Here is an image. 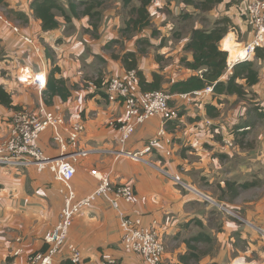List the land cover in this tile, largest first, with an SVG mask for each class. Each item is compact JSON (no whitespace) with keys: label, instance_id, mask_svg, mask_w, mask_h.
Wrapping results in <instances>:
<instances>
[{"label":"crops","instance_id":"obj_1","mask_svg":"<svg viewBox=\"0 0 264 264\" xmlns=\"http://www.w3.org/2000/svg\"><path fill=\"white\" fill-rule=\"evenodd\" d=\"M31 1H4L11 10L26 14V19H15L26 22L21 29L36 38L38 46L34 48L0 24V46L9 58L0 61V85L12 95L14 105L27 109L32 115L39 114L41 105L62 114L66 120L62 127L66 136L71 124L85 122L79 148L87 155L75 163L72 180L78 196L92 193L101 177L107 174L115 184L131 185L136 193L134 202L121 201V209L144 217L146 221H157L162 227L164 257L168 264L181 263L180 257L188 250L185 240L200 231L212 233L215 241H220V249L204 253L199 264H264V235L257 229V226L264 229V194L259 201L246 199L243 205L237 202L244 192L262 184L264 130L256 140L247 142L246 138L243 147L227 144L234 137L231 132L235 126H243L241 130L250 132L254 107H264V60L256 55L251 59L259 70L260 80L247 87L248 94L243 98L238 95L214 98L212 91L185 99L180 93H174L172 104L179 106L182 113L179 120L166 123L171 143L160 142L157 149L146 156L147 162L136 161L121 151L141 150L163 122L160 117H151L136 128L125 144L119 143V126L126 111L122 104L108 99L106 80L110 75L125 76L127 70L121 60L106 52L104 46L111 39H118L121 15L116 10L122 8V1L116 0L117 6L104 12L98 38L86 31L91 27L88 16L75 18L72 23L60 17L59 28L44 31L41 20L30 8ZM149 10L152 28L136 33L122 53L138 50L137 39L148 38L151 45L146 53L139 55L138 67L148 82L157 74L164 89L193 74L180 60L183 56H192L184 47L194 28L212 27L215 20L228 17L232 26L220 43L225 50L227 46L223 41L227 36L237 45L236 49H244L254 37L247 19V0H222L208 10L196 8L184 0H153ZM198 13L200 18H196L192 26H186V22ZM153 29L158 31L155 36H152ZM54 62L61 68L56 76L64 78L71 91L67 100L59 95L51 96L49 92L44 97L46 86L40 89L35 83L21 80V69L29 67L34 73L46 72L48 81ZM228 63L232 65L236 61L228 59ZM240 82L245 83L244 80ZM134 88L141 91L138 82L134 83ZM207 104H215L220 114L208 116ZM16 111L0 104V144L9 137ZM52 134V129H48L41 140L49 156L61 153ZM167 151H172V155H167ZM227 181L256 182V185L237 196L229 198L226 195L220 200ZM62 188V182L48 169L40 171L33 165L0 166V264H26L29 253L45 249L44 235L55 226L64 205ZM214 206L222 213H215ZM220 206L236 212L243 210L244 219L228 214L232 220L227 219L231 220L227 222ZM213 215L221 219L217 233L205 224ZM198 220L202 226L197 224ZM194 227L196 233H193ZM70 244L81 250L83 260L80 264H146L142 255L123 248L118 210L104 197L96 199L85 215L75 216L68 240L54 264H72ZM17 250L21 252L16 254Z\"/></svg>","mask_w":264,"mask_h":264},{"label":"built area","instance_id":"obj_2","mask_svg":"<svg viewBox=\"0 0 264 264\" xmlns=\"http://www.w3.org/2000/svg\"><path fill=\"white\" fill-rule=\"evenodd\" d=\"M3 9L0 6V24L10 28L33 46L34 40L23 33L22 29L8 17ZM247 16L254 37L244 49L247 54L245 60H251L258 49H264V0H247ZM233 65H229V67L232 68ZM25 68L29 72H24ZM21 72L23 82L35 83L40 89L46 86V72L34 73L29 67H23ZM135 82H137L135 70H130L125 76H112L106 82V94L110 101L121 103L126 110L125 119L119 126L121 132L119 141L122 145L129 140L136 128L149 118L157 116L162 119L163 123L157 133L146 141L141 150L136 152L121 151L123 155L133 160L146 161V156L152 154L160 142L166 140L169 144L171 143V139L167 137L166 123L179 120L181 109L172 104L173 94L168 91H136ZM212 91V87H208L204 91L180 93V96L191 99L200 96L203 92ZM65 122L62 114L51 111L45 105H41L37 115H32L24 108L18 109L15 112L9 137L0 144V166L22 168L33 165L40 171L49 169L63 184L61 192L64 196V205L59 220L44 235L45 250L29 253L26 264H54L58 252L68 240L75 216L85 215L94 201L100 197H104L118 210L123 248L128 252L142 255L146 264H165L166 248L157 227V221L153 220L148 225L144 223L141 216H133L121 209V201L134 202L136 193L131 185L115 184L107 174L101 177L98 186L92 193L84 197L78 196L72 185V180L76 172L75 163L81 156L87 155L86 151L79 148V140L85 131V122L81 120L71 124L67 129V137L62 133ZM48 129H52L53 140L61 151L59 155H47L42 146V134ZM67 142L71 145L72 150L68 147ZM227 143L230 146L235 144L232 140ZM166 153L172 155V151ZM69 249L71 252L70 262L80 264L83 260L81 250L74 244H70ZM20 252L17 250L16 254Z\"/></svg>","mask_w":264,"mask_h":264},{"label":"trees","instance_id":"obj_3","mask_svg":"<svg viewBox=\"0 0 264 264\" xmlns=\"http://www.w3.org/2000/svg\"><path fill=\"white\" fill-rule=\"evenodd\" d=\"M4 1L5 0H0V5L3 4ZM107 1L108 0H32L30 8L34 16L41 20L42 29L44 31L59 28L61 25L60 17H63L66 23H72L75 18L88 16L90 18L91 27L86 29V31L98 38L103 11ZM121 1L122 8L126 10L123 20L124 24L120 28L122 35H131L136 32L141 33L144 29L152 26L149 7L153 0ZM220 1L222 0H184L185 3L193 4L196 8L202 10L212 9V7ZM16 15L21 19L27 18L26 14L20 11H16ZM231 26V20L228 17H223L215 20L212 27L194 28L184 47V50L191 52L192 56L191 58L183 56L180 60L186 68L193 71V74L188 78L171 83L167 89L161 87L160 79L158 80L156 78L157 74H154L155 79L152 82H148L143 72L138 67L139 54H144L148 50L144 45H151L149 39L141 37L137 40V51L128 50L120 55L113 54V57L122 61L127 72L130 70L136 71L137 82L141 88L140 92L165 90L171 94L192 93L212 87L214 98L220 95H238L240 98H243L248 94L247 87L259 82L260 75L253 60L237 62L230 69L228 63L229 52L222 49L220 43L227 35ZM157 33V30H153L152 36L157 35ZM231 41H233L231 37L227 36L223 43L225 45ZM118 42V39H113L106 44L104 48L109 49L113 43ZM255 55L257 58L264 60V51L261 52L258 49ZM60 72L61 68L54 62L48 74L46 89L43 91L44 97L47 95V92L51 93V96L59 95L63 100H67L71 96V91L67 86L66 80L56 76V74H60ZM228 72V77L223 79ZM97 80H100V78ZM241 80H244L245 83H241ZM96 83L99 87L100 84H98V81H96ZM45 100L49 102L47 98ZM0 104L16 110L20 109V106L14 105L12 95L3 85H0ZM206 111L207 115L210 117H216L220 114L215 104H207ZM254 111L257 117L264 121V107L257 105L254 107ZM241 128H243V126L237 125L231 133L234 134V143L243 147L246 134L249 131L246 129L241 130ZM254 185H256V182L227 181L225 189L219 196L220 200H223L226 195H228L229 198L237 196L241 191L249 189ZM197 223L200 226L203 225L199 220ZM214 241V237L206 231H200L187 238L185 242L188 250L180 257V264H190L192 261L199 263L201 254L199 253L198 245L202 243L212 244Z\"/></svg>","mask_w":264,"mask_h":264},{"label":"rangeland","instance_id":"obj_4","mask_svg":"<svg viewBox=\"0 0 264 264\" xmlns=\"http://www.w3.org/2000/svg\"><path fill=\"white\" fill-rule=\"evenodd\" d=\"M5 3V2H4ZM1 4L0 6H2L4 9V12L8 15V17L14 22V23H16L20 28H21V25H23V23H26V22H23L22 20H18V19H15V18H18L17 17V15H16V10L14 11V9L13 10H11V8L9 7V5L7 4V3H5V4ZM117 6V2H116V0H108L107 2H106V5H105V7H104V11L103 12H105V11H107V10H110V9H113V8H115ZM116 12L118 13H120V15H121V27L123 26V20H124V16H125V14H126V10H124L123 8H121L120 10H116ZM118 13V14H119ZM104 14V13H103ZM104 16V15H103ZM196 18L198 19V18H200V13H198L196 16H194L193 18H191L190 20H188L187 22H186V26H192V24H193V22L196 20ZM204 21H206V19L205 18H202ZM214 18H212L211 20H213ZM247 19H248V17H247ZM103 21V20H102ZM210 21V20H209ZM207 22H208V20H207ZM102 23V22H101ZM153 25V24H152ZM152 28V26L150 27V29ZM145 30V29H144ZM149 29H147V31H148ZM153 30H156V29H153ZM182 30L183 31H186V27H183L182 28ZM146 32V30L144 31V33ZM149 32V31H148ZM137 33V32H136ZM136 33H133V34H131V35H126V36H124V35H122V33H121V31H120V34L118 35V40H119V42L118 43H113L112 44V46L109 48V49H106L105 48V50H106V52L108 53V54H118V55H120V54H123L122 52L127 48V46L133 41V37H134V34H136ZM142 33V32H141ZM31 37V36H30ZM33 40H34V48L35 47H37L38 46V43H37V39L36 38H33V37H31ZM139 38H141V37H139ZM138 38V39H139ZM144 38H146V37H144ZM117 39V38H116ZM137 39V40H138ZM148 39V38H147ZM111 40H113V39H111ZM110 40V41H111ZM109 41V42H110ZM108 42V43H109ZM107 43V44H108ZM106 46V45H105ZM144 47H147V48H149L150 46L148 45H144ZM137 51V50H136ZM6 52L4 51V49H3V46H0V61H3V60H6V59H9V58H7L6 56ZM140 55V54H139ZM139 59V58H138ZM100 61V60H99ZM112 76H121V75H110V76H108L107 77V80H106V82L109 80V78H111ZM121 104V103H120ZM252 104H254V103H252ZM252 106V105H251ZM125 109V108H124ZM27 110V109H26ZM28 111V110H27ZM126 111V110H125ZM29 112V111H28ZM54 112V111H53ZM30 113V112H29ZM55 113H57V112H55ZM181 113H182V111H181ZM65 118V117H64ZM253 127H252V129L250 130V132L249 133H247L246 134V138H247V140H246V138H245V140L247 141V142H251V141H253V140H256V137H258V134H259V132H261V130L263 131L264 130V121L262 120V119H260L259 117H257V115H256V113H253ZM62 133L65 135V133H64V130H62ZM84 133V132H83ZM66 136V135H65ZM82 136V135H81ZM67 137V136H66ZM120 139V138H119ZM231 140L233 141V142H235L234 141V137L233 138H231ZM55 142V141H54ZM68 143V142H67ZM119 143H120V141H119ZM228 144V143H227ZM229 145V144H228ZM237 146V144L235 143L233 146ZM68 147H70V150H72V148H71V145L68 143ZM148 160H146V161H143V162H147ZM3 167H7V166H3ZM9 168H15V167H9ZM49 170V169H48ZM263 177L260 179L261 181H262V184H259L258 186H256V187H254V188H252L251 190H249V191H246V192H244L242 195H241V197H240V199H239V201H237L238 203H240V204H244V200H246V199H253V200H255V201H259V199L263 196V194H264V174L262 175ZM195 189V188H194ZM197 198H200V197H197ZM202 204V203H201ZM223 206V205H222ZM252 206H253V203H252ZM218 206L216 207V206H214V212L216 213V212H221L222 213V211H218ZM221 210H224V214H225V216H226V221L227 222H230L232 219L231 218H229V216H228V214H230V215H232V216H234V217H236L237 219H239V218H241L240 220H242V219H244V216L242 215V213H244V214H246L243 210H240V212H236V211H234V210H229V209H227V210H225L224 208H222L221 206L219 207ZM214 217L213 218H210V219H208V221H207V223H205L206 224V226L209 228V230L210 229H215V231H216V233H217V231H218V229H220L221 228V225H220V221H221V219L220 218H218L217 216H215V215H213ZM227 219H231V220H227ZM58 220H59V218H58ZM143 220H144V223L145 224H150L151 223V221L152 220H149V221H146L145 219H144V217H143ZM58 222V221H57ZM196 222V221H195ZM193 223L194 225H196V223ZM198 224V223H197ZM205 225H204V227H206ZM157 227H158V229H159V231L160 232H162V227L158 224L157 225ZM257 227H259V228H257L263 235H264V229H262L261 228V226H257ZM198 229H200V227H198ZM203 229V228H202ZM201 229V230H202ZM193 230V233H196L195 231L197 230V228H193L192 229ZM212 234V233H211ZM214 234V233H213ZM262 238V237H261ZM263 238H264V236H263ZM162 239H163V237H162ZM263 240V239H262ZM163 241H165V240H163ZM164 244H165V242H164ZM198 247H199V253L201 254V259H202V256L204 255V252H208V251H214V250H216V249H220V241L219 240H217V241H214V243H212V244H209V243H202V244H199L198 245ZM164 262H165V264H168V262L165 260V257H164ZM190 264H199L198 262H196V261H192Z\"/></svg>","mask_w":264,"mask_h":264},{"label":"bare ground","instance_id":"obj_5","mask_svg":"<svg viewBox=\"0 0 264 264\" xmlns=\"http://www.w3.org/2000/svg\"><path fill=\"white\" fill-rule=\"evenodd\" d=\"M225 46H227V50L230 51V60L231 61H243L246 59V51L245 49H240V48H237V45L234 43V41H231V42H228L227 44H225ZM24 72H29L28 69H24Z\"/></svg>","mask_w":264,"mask_h":264},{"label":"water","instance_id":"obj_6","mask_svg":"<svg viewBox=\"0 0 264 264\" xmlns=\"http://www.w3.org/2000/svg\"><path fill=\"white\" fill-rule=\"evenodd\" d=\"M127 152V151H126Z\"/></svg>","mask_w":264,"mask_h":264}]
</instances>
